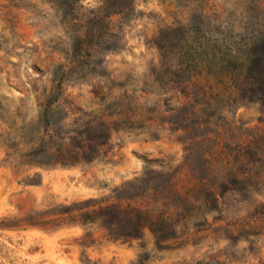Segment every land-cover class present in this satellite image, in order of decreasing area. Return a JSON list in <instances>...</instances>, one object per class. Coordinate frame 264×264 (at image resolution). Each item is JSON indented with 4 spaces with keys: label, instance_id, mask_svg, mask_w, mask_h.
Here are the masks:
<instances>
[{
    "label": "rangeland",
    "instance_id": "rangeland-1",
    "mask_svg": "<svg viewBox=\"0 0 264 264\" xmlns=\"http://www.w3.org/2000/svg\"><path fill=\"white\" fill-rule=\"evenodd\" d=\"M103 2L0 0V264H133L143 254L146 264H264V160L254 154L264 146L255 136H264L260 105L195 100L204 114L213 112L214 123L200 138L191 133L190 143L181 141L182 132L140 129L139 121L167 97L152 74L169 66L156 37L163 42L169 27L203 23L199 38L234 46L247 37V26L264 23V0H135L99 18ZM101 117L119 129L95 159L47 165L71 153L64 149L70 140L60 137ZM128 120L134 122L123 129ZM222 145L233 152L244 147L246 160L236 169L247 179L220 188L217 204L199 196L198 204L208 206L168 249L157 248L150 232L122 243L97 226L44 229L25 222L58 204L110 196L145 168L174 172L179 186L190 188L186 162L204 161L197 160L201 146L217 148L221 170ZM87 232L95 241L84 246Z\"/></svg>",
    "mask_w": 264,
    "mask_h": 264
},
{
    "label": "trees",
    "instance_id": "trees-1",
    "mask_svg": "<svg viewBox=\"0 0 264 264\" xmlns=\"http://www.w3.org/2000/svg\"><path fill=\"white\" fill-rule=\"evenodd\" d=\"M134 1L104 0L95 16L102 18L121 13ZM199 14L201 20L208 18L204 10ZM202 25L199 23L198 29L192 24L169 27L168 37L163 42H159L158 37L154 39L153 44L169 66L159 71L153 68L152 74L154 82L167 97L158 100L151 116H140V129H151L156 135L163 130L175 134L182 132L181 141L190 143L191 133L200 138L205 127L214 123L210 118L213 112L204 114V104H197L195 100L201 102L213 97H225L236 107L259 104L264 114V23L247 26V37L234 46L202 40L198 36ZM181 37V41L174 43V39ZM101 118L79 125L74 135L60 137L70 140L64 149L71 153L67 159H56L47 165L73 166L95 159L101 146L110 140L113 130L119 129ZM122 122L125 129V125L134 121ZM116 123L118 121H113V125ZM255 136L259 138L257 141L264 139L258 132ZM189 148L185 145V150L191 154ZM242 149L233 152L222 145L220 170L214 162L218 156L217 148L201 146L197 160L204 161L193 165L186 162L193 183L190 188L179 186L174 172L145 168L140 176L123 183L110 196L58 204L50 210L30 215L25 222L44 229L97 226L105 230L110 239L122 243L143 240L146 232H150L157 248L168 249L181 236V227L185 228L194 213L208 206L207 202L198 204L199 196L206 195L207 201L210 199L217 204L220 188L231 183L240 185L247 179L236 169L238 163L246 160ZM254 154L257 160H264V146L258 147ZM261 214L264 215V211ZM83 240L81 245L84 246L95 241L90 232ZM143 255L133 264H146Z\"/></svg>",
    "mask_w": 264,
    "mask_h": 264
}]
</instances>
